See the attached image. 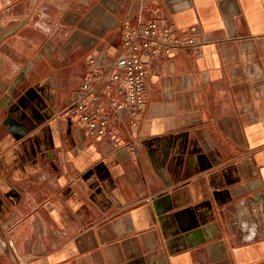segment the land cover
Wrapping results in <instances>:
<instances>
[{"label":"crops","instance_id":"1","mask_svg":"<svg viewBox=\"0 0 264 264\" xmlns=\"http://www.w3.org/2000/svg\"><path fill=\"white\" fill-rule=\"evenodd\" d=\"M147 19L202 42L88 135L90 60ZM0 264H264V0H0Z\"/></svg>","mask_w":264,"mask_h":264},{"label":"built area","instance_id":"2","mask_svg":"<svg viewBox=\"0 0 264 264\" xmlns=\"http://www.w3.org/2000/svg\"><path fill=\"white\" fill-rule=\"evenodd\" d=\"M200 42L177 36L151 19L144 20L140 29L125 24L121 48L111 56L103 52L90 60L68 116H77L88 135H104L110 122L142 116L148 104L145 91L150 75L162 68L171 49Z\"/></svg>","mask_w":264,"mask_h":264}]
</instances>
